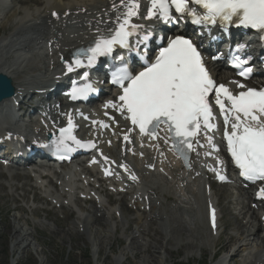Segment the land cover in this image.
<instances>
[{
	"label": "bare ground",
	"instance_id": "1",
	"mask_svg": "<svg viewBox=\"0 0 264 264\" xmlns=\"http://www.w3.org/2000/svg\"><path fill=\"white\" fill-rule=\"evenodd\" d=\"M17 2L26 3V6L17 7ZM53 10L57 12V20H53L49 16ZM123 11L124 7L121 5L120 0H0V25H4L5 27L2 29L6 31L0 37V73L11 78L16 95L30 88L42 87L45 82L50 81L58 73L56 71L58 70L57 55L65 56L72 48L85 44L89 40L99 38L103 33L108 32V28L112 27V24ZM47 51L52 53L49 58L44 55ZM210 65L212 70L216 71L221 68L222 64L218 62ZM8 102L9 100H5L0 103V111L8 110L7 113L10 115ZM8 114L3 118V115L0 116V132L4 131V134L6 131H19L22 133L20 135L23 136L25 134L23 130L26 129H15L16 127ZM63 121L67 122V119L63 118ZM31 131H33L31 133L34 138L41 137L44 134V131H38V129H32ZM134 144L138 146L137 148L142 147L140 140H135ZM107 151H110V149H107ZM131 151L132 146L128 150L123 147L121 155L119 152L118 155L120 158L122 157L121 160L125 162L127 160L128 166L139 176L140 180L137 189H141L144 192L141 196L148 195L150 210L147 213L143 211L145 216L139 219L140 222L137 224L136 230L131 233L130 237H127L129 239L128 246L122 250L123 252L121 251L113 258L116 264H119L126 251L131 249H133L135 257L141 256L140 260H143L144 264H153L155 262L157 264H165L164 257L167 253H170L169 246L172 245L174 240L176 241L173 243L174 246L176 243V245H180L184 249L188 248V250L198 249L200 246L212 247L214 244L213 239L210 238L203 227L202 213L204 212V203L202 202H204V194L200 190L198 179L191 180V173L185 174L176 163L166 159H164L166 161L164 170L171 180L167 177L158 176L153 171L146 173L148 166L157 165L159 158L155 161L154 155L149 154V152L154 151H148L147 153L137 151V153L130 156ZM140 153L142 155H139ZM155 153L161 152L156 151ZM111 155L114 156L115 154L111 153ZM160 155L162 159L167 157L166 154ZM194 156H196V153H194ZM193 158L195 161V157ZM6 170L8 175L7 186L10 190L5 197H12V201H16L17 196L25 199L27 191L24 192V184L20 186L22 193L15 195L19 189L15 181L18 180V176L25 180L24 176L30 177V174L21 173L16 171V169H13L14 171L12 169ZM44 171L55 174V180H60V190L48 191L45 189L44 192L47 196L51 199H56V202H63V199H60L62 194L69 193L71 194L70 198H73L71 197L73 196L71 192L73 191L74 174H71L69 170H63V173L57 174L48 167ZM32 172H35V170ZM3 173L0 172V178L4 177ZM49 182L51 183L52 179H49ZM40 184L43 185V183ZM36 185L38 186L37 182ZM3 188V184H0V189ZM138 190L133 193L136 195ZM221 190L222 196L226 197L227 187ZM214 199L212 198V200ZM156 201L160 203L158 206L155 205ZM94 204L92 210H87L86 216H83L82 210L78 209L76 219L72 223L64 225L66 229H64V226L57 224L52 233H57L63 239H66L67 242H71V239L78 237V227L82 224L84 230L91 236L95 244L105 243L106 247L110 248L117 238L113 236L114 231L112 228L109 230L103 228L102 223H112L110 212L114 213L116 209L113 210L111 206H108L104 199L94 202ZM228 204H232L229 199ZM132 205H135L139 212L144 202L136 200ZM28 207L29 212L32 214L37 213L38 209L32 206ZM18 208V206H15V209ZM62 208H64L66 214L72 211L70 205L67 207L62 204ZM182 208L188 214L187 217L179 215ZM244 211V206L242 205L240 214ZM90 214L94 217L89 216ZM254 214L255 211L251 215ZM137 216L138 218L140 217V215ZM46 217H49V214ZM256 217L257 220L251 219L246 221L245 224L239 223L236 226V228H240V235H230L226 238V244L222 247H228L229 245V251L216 260L214 264H224L228 259L238 257L240 254H243L241 255L242 264H264V238L258 234L260 225L255 226L256 221L260 223V215H256ZM90 219L93 224L89 225ZM151 219L156 222L155 227L151 221L150 224L147 222V220ZM28 221L22 215L14 217L12 227L14 234L11 239V247L15 249L13 252H18V249H20V253H22V250L27 247L38 248L39 242L34 235L36 228H39L37 227L38 223L31 219L29 222L32 223V227L28 226L23 229L22 226L27 225ZM187 221L191 225L187 224ZM128 222V220L123 221V227ZM152 232L154 233L151 234ZM124 233L125 230L123 231ZM189 234H195L193 238L195 243L190 240L182 244L177 242L181 236L189 237ZM189 239L192 238L189 237ZM151 249H153L155 254L151 253ZM136 250H139V253ZM16 261L17 257L14 256L9 261V264H16Z\"/></svg>",
	"mask_w": 264,
	"mask_h": 264
},
{
	"label": "snow or ice",
	"instance_id": "2",
	"mask_svg": "<svg viewBox=\"0 0 264 264\" xmlns=\"http://www.w3.org/2000/svg\"><path fill=\"white\" fill-rule=\"evenodd\" d=\"M126 9L122 18H117V27L94 41V46L83 52L87 64L95 63L97 57L109 56L116 48H130L129 39L139 36L140 25L132 23V17L140 14V0H120ZM173 10L181 18H191L195 25H219L238 22L239 26L264 31V0H149L147 19L159 18L163 21L174 20ZM150 34L139 36L136 46L145 45ZM239 47V46H238ZM123 62V58H120ZM236 67L247 61L239 56L233 57ZM81 53H77L74 64L68 65V71L81 67ZM251 73L250 68H242L240 76ZM87 75V74H85ZM112 82L122 89L119 103L109 101L112 107L127 113L134 126L142 134L156 138L161 125H167L168 133L175 141L173 147L186 157V148L191 149V138L201 130L216 127L213 120L209 96L215 93V104L224 115L227 149L235 164L241 170V176L249 181L264 180V90L248 88L233 94L224 84L217 85L205 67L204 59L197 45L189 38L176 36L170 39L166 47H160L155 59L135 74L121 67L112 74ZM243 88L244 85L238 84ZM94 91L91 85L73 87L72 99L86 97ZM225 100L230 102L226 107ZM230 125L231 131H227ZM106 126V125H105ZM72 120L68 126L60 129L57 150L62 147L68 151L66 141L71 140L79 147H95L89 141L82 143L72 135ZM127 139V137H125ZM211 143V137H209ZM186 146V147H185ZM221 180L224 176L219 177ZM258 195L264 197V188ZM213 225L215 213L213 210Z\"/></svg>",
	"mask_w": 264,
	"mask_h": 264
},
{
	"label": "rangeland",
	"instance_id": "3",
	"mask_svg": "<svg viewBox=\"0 0 264 264\" xmlns=\"http://www.w3.org/2000/svg\"><path fill=\"white\" fill-rule=\"evenodd\" d=\"M20 3L22 5H20L19 7L26 6V3L23 2H17L16 5ZM4 27L5 26L2 25L0 30V37L6 33V31L2 29ZM24 177L25 180L28 178L26 176ZM0 182L5 184V177H1ZM7 183H8V179H7ZM17 183L20 184L21 182H17ZM28 185H30V182ZM28 185H26L25 188H29ZM1 191H4V188L0 189V264H9V261L14 256L17 257L16 264H116L113 258L116 255H118L122 250H124L128 245V241L125 242V238H119V239L117 238V240L113 242V245L110 248L106 247L105 243L100 245L95 244L91 236H89V234H87V232L82 228H78L79 235H77L78 237H76V239L74 237L73 239H71V242H67L66 239H63L61 237V235L52 232L53 229L57 226V224L60 226H64L67 223H70L72 220H74L76 217L75 214L66 216V214H64L62 210L54 211L53 214L50 213L49 211L39 212L38 210L36 213L37 215L34 213L33 215L32 213L24 209L28 208V206L30 205L34 207H41V208L43 207L46 209H49L50 206L43 205L39 201H33L32 199L33 195L31 192L29 194H26L27 196H25L24 200L18 198L19 196H17L18 199L17 202L12 201V199L8 200L7 202V198L5 197L6 194L4 195V197L1 196L2 195ZM6 191L8 192L9 189H6ZM17 192L22 193L21 190L20 191L18 190ZM24 192H26L25 189ZM219 201L221 204L222 211L227 212L225 200L221 198ZM15 205H17L19 208L14 209ZM48 214L49 217H46V215ZM21 215L24 218L27 217L29 219H34L35 222L38 223L37 227H39L36 228L35 231L36 233L34 234L37 241L39 242L38 248L27 247L24 250H22V253H20V249H18V252H13L15 249H12L11 247V239L14 234L12 230L14 224V217L15 216L20 217ZM228 220H229L228 218L223 217V219L221 220V225L225 226V223ZM42 221L44 222L42 223ZM48 225L51 226L48 227ZM28 226L32 227V223L29 221L28 224L23 225L22 228L25 229ZM130 228L133 229L134 226L131 225ZM64 229H66V226H64ZM131 229L128 231L129 233L131 232ZM236 230L239 231L240 233V228L239 229L236 228ZM153 233L154 232H152L151 234ZM115 235L117 237L119 234L116 233ZM187 240H188L187 237L182 236L180 240L177 242H179V244H182ZM190 240H193V238ZM174 242L176 241L174 240L173 243ZM193 242L195 243L194 240ZM225 242L226 240H219L218 242L215 243L213 248L205 247V249L194 248L189 250L188 248L184 249L180 245H176V243L174 246V244L172 243V245L169 246L170 253L169 254L167 253V255H165L164 257L165 264H175V263L210 264L213 261V258H211L212 257L211 252L218 251V253H222V255L223 254L225 255V252L229 251L228 250L229 245L228 247H224V248L222 247L224 244H226ZM100 248L101 250L98 251V249ZM136 251L139 253V250ZM151 253L155 254L152 250ZM132 255H134L133 249L126 251V254L122 257L121 262L119 264H144L143 260H140L141 256L133 257ZM236 261L239 262V259L237 258ZM214 263L215 261L213 262V264ZM153 264H157V262ZM226 264H234V262L232 260H229L228 262H226Z\"/></svg>",
	"mask_w": 264,
	"mask_h": 264
},
{
	"label": "water",
	"instance_id": "4",
	"mask_svg": "<svg viewBox=\"0 0 264 264\" xmlns=\"http://www.w3.org/2000/svg\"><path fill=\"white\" fill-rule=\"evenodd\" d=\"M13 95L10 79L0 73V101Z\"/></svg>",
	"mask_w": 264,
	"mask_h": 264
}]
</instances>
